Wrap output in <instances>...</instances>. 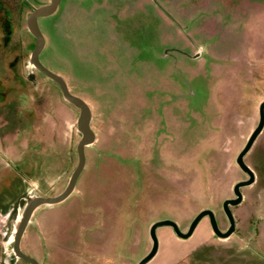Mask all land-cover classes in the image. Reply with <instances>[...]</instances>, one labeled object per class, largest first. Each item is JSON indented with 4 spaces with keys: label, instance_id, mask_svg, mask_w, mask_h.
I'll return each instance as SVG.
<instances>
[{
    "label": "rangeland",
    "instance_id": "rangeland-1",
    "mask_svg": "<svg viewBox=\"0 0 264 264\" xmlns=\"http://www.w3.org/2000/svg\"><path fill=\"white\" fill-rule=\"evenodd\" d=\"M48 3L0 0V164L13 146L23 159L6 165L23 177L30 153L43 151L45 124L47 133L50 123L73 129L74 153L80 139L78 109L70 121L57 84L28 66L35 39L26 18ZM38 26L39 60L90 107L95 142L74 194L36 211L42 229L30 225L21 251L39 264H137L155 222L185 232L210 210L225 231L223 204L246 177L236 158L264 101V0H61ZM243 161L255 183L230 207L234 233L218 238L207 217L186 239L160 226L146 264L264 259V126Z\"/></svg>",
    "mask_w": 264,
    "mask_h": 264
},
{
    "label": "water",
    "instance_id": "water-1",
    "mask_svg": "<svg viewBox=\"0 0 264 264\" xmlns=\"http://www.w3.org/2000/svg\"><path fill=\"white\" fill-rule=\"evenodd\" d=\"M60 1L61 0H49L48 4L38 8H34L26 18L27 31L35 39L34 49L28 58V66L31 70H37L40 73H42L45 77H47L49 80L55 82L60 89L62 98L67 103L73 105L76 109H78L79 114L76 121V132L80 136V139L76 145L77 165L74 171L71 173L64 190L61 193L57 194L56 196H52V197L40 195L35 190H32L28 195V197L24 200V203L20 208L18 217L15 222L14 231L12 234V252H13V257L15 259L18 260L21 259L30 264H39V263L36 262L33 258L25 255L21 251L20 243L24 235V232L26 231L27 226L32 221L31 218L33 213L35 212V210H37L40 207H51L59 203H62L74 192L76 187V181L85 165L84 149L86 147L92 146L95 142V135L92 132L90 126L92 120L90 107L87 105V103L84 100H82L81 98L75 95H72L69 92L63 78L46 69L39 60V55L44 48L45 41L38 26V19L52 15L56 11ZM263 126H264V101H262L259 104L258 123L255 129L253 130V132L250 134L249 138L247 139L245 146L243 147V149L240 151V153L237 155L236 158V164L248 176V179L237 182L233 187V194L235 197L226 200L223 204L224 212L229 222V226L227 230L221 232L218 229L215 216L210 210H202L201 212H199V214L193 219V221L191 222V224L189 225L188 229L185 232H182L177 226V224L173 221L162 220L155 222L150 226L149 229V236L152 242L151 249L149 253L144 258H142L137 264H146L156 255L158 250L156 229L160 226H169L172 228L174 234L177 237L181 239H186L193 234L200 220L205 217H208L211 230L218 238L226 239L234 233L235 222L230 212V206H236L240 204L242 201V194L240 192V189L252 185L255 181V175L253 171L248 166H246V164L243 161V158L250 151L255 139L261 133Z\"/></svg>",
    "mask_w": 264,
    "mask_h": 264
},
{
    "label": "crops",
    "instance_id": "crops-1",
    "mask_svg": "<svg viewBox=\"0 0 264 264\" xmlns=\"http://www.w3.org/2000/svg\"><path fill=\"white\" fill-rule=\"evenodd\" d=\"M60 103L61 108H64L67 111V114L70 118L69 120L71 121L74 118V106H68L65 100H61ZM70 121H68V123ZM72 126H74V123H72ZM44 130L45 135L42 136L41 132H39L38 135V140L44 142V147L42 151V153L44 154L42 155V153L40 152L30 153L29 159L33 167L27 177L22 176L23 173L27 174V171H19L18 169L16 171H10L7 168V160L9 161V159H11L13 161H19L23 159L18 158L16 160L13 155V157L11 156L13 146L11 147V149L8 148L7 151L4 153L5 161L4 163L0 164V264L19 263L18 259H15L13 257L12 234L14 231L16 219L21 208V201H24L25 198L28 197L32 189L40 195L50 197L56 196L57 194L61 193L64 190L71 173L74 171L77 165L76 145L79 140L76 141L74 153V130L72 129L67 132L65 126L62 123L58 126H53V123H50L48 133L46 131L48 130V127L45 124ZM75 134L77 135V133ZM4 136L5 137H3V139L5 141H8L9 138L7 136L9 135ZM49 136L50 139L48 138ZM47 138L50 141H52L53 138L55 139L54 141L57 140L55 144L58 145V147L56 146L57 148H59L58 151L52 150V144L51 142L47 141ZM72 194H74V192ZM57 205L51 207H55ZM41 208L43 207L38 208L33 213L31 218L32 221L27 226L26 231L24 232V235L21 239V243L24 239H28V228L30 227V225H32V223H35V225L38 226L37 231L40 233L42 229V227L40 228L41 222L39 221V219L35 221L33 220V218L36 211L40 210ZM260 215L264 218V208L260 211ZM23 246V248H25L26 250L29 245L25 244ZM250 255L253 259L252 264H264L263 258H260L253 253H251Z\"/></svg>",
    "mask_w": 264,
    "mask_h": 264
},
{
    "label": "flooded vegetation",
    "instance_id": "flooded-vegetation-1",
    "mask_svg": "<svg viewBox=\"0 0 264 264\" xmlns=\"http://www.w3.org/2000/svg\"><path fill=\"white\" fill-rule=\"evenodd\" d=\"M2 1H6V0H2ZM35 71L38 72L39 74H42V73H40V72L37 71V70H35ZM42 75H43V74H42ZM43 76H44V75H43ZM46 78H47V77H46ZM57 86H58V85H57ZM253 173H254V172H253ZM254 175H255V174H254ZM245 176H246V177H245V179H243V180H247V179H248V176H247L246 174H245ZM254 183H255V181H254ZM234 197H235V196H234ZM234 197H233V198H234ZM231 199H232V198H231ZM230 207H231V206H230ZM207 218H208V217H207ZM208 220H209V219H208ZM228 226H229V222H228L227 228H228ZM227 228H226V230H227ZM226 230H225V231H226ZM223 232H224V231H223ZM230 236H231V235H230Z\"/></svg>",
    "mask_w": 264,
    "mask_h": 264
}]
</instances>
